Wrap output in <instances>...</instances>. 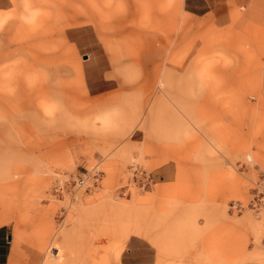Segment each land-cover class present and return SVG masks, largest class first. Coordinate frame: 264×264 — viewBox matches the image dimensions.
<instances>
[{"label":"rangeland","instance_id":"rangeland-1","mask_svg":"<svg viewBox=\"0 0 264 264\" xmlns=\"http://www.w3.org/2000/svg\"><path fill=\"white\" fill-rule=\"evenodd\" d=\"M208 2L0 0V213L25 264H264V8Z\"/></svg>","mask_w":264,"mask_h":264},{"label":"crops","instance_id":"crops-1","mask_svg":"<svg viewBox=\"0 0 264 264\" xmlns=\"http://www.w3.org/2000/svg\"><path fill=\"white\" fill-rule=\"evenodd\" d=\"M189 0H184V5L187 6V11L189 13H193L195 15H204V13L207 12V10H204L203 12H199L197 9H195L194 7H199L198 5H193L191 3H188ZM207 1V5H210L208 0ZM256 2H260L261 5L264 8V0H255ZM264 11V10H263ZM200 13V14H198ZM164 83L163 87L165 88V90L163 91L164 94L168 95V88L167 86L169 85L167 80L163 78V80H161V84ZM193 211V210H190ZM192 213V212H191ZM9 222V219L4 217L1 213H0V264H25L24 262L26 261V259H23L19 256L17 249L12 245V242L10 241L9 237H10V231L6 229V225L5 223ZM155 240V242L158 244V246H160L161 244L158 242V239H160L159 237H155L153 238ZM141 242V239L137 238L134 239L129 243L130 245V249H138L140 248L136 241ZM58 246V244L56 245ZM54 246V247H56ZM53 248V247H52ZM50 254H51V250H50Z\"/></svg>","mask_w":264,"mask_h":264},{"label":"built area","instance_id":"built-area-1","mask_svg":"<svg viewBox=\"0 0 264 264\" xmlns=\"http://www.w3.org/2000/svg\"><path fill=\"white\" fill-rule=\"evenodd\" d=\"M99 172H96V174L98 175ZM95 174V175H96ZM88 178H87V174H82L78 176V183L80 185H85L87 184Z\"/></svg>","mask_w":264,"mask_h":264},{"label":"water","instance_id":"water-1","mask_svg":"<svg viewBox=\"0 0 264 264\" xmlns=\"http://www.w3.org/2000/svg\"><path fill=\"white\" fill-rule=\"evenodd\" d=\"M10 237H11V235H10Z\"/></svg>","mask_w":264,"mask_h":264}]
</instances>
